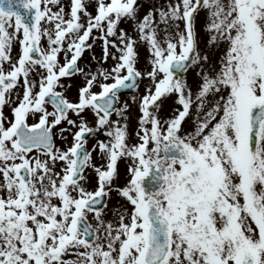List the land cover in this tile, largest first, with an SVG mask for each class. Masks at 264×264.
I'll return each instance as SVG.
<instances>
[{
    "label": "snow or ice",
    "instance_id": "1",
    "mask_svg": "<svg viewBox=\"0 0 264 264\" xmlns=\"http://www.w3.org/2000/svg\"><path fill=\"white\" fill-rule=\"evenodd\" d=\"M0 264H264V0H0Z\"/></svg>",
    "mask_w": 264,
    "mask_h": 264
},
{
    "label": "flooded vegetation",
    "instance_id": "2",
    "mask_svg": "<svg viewBox=\"0 0 264 264\" xmlns=\"http://www.w3.org/2000/svg\"><path fill=\"white\" fill-rule=\"evenodd\" d=\"M124 99H130V94H129V95H125V96H124ZM134 117H135V113H134V115H133V119H134ZM112 203L115 204L116 201L114 200Z\"/></svg>",
    "mask_w": 264,
    "mask_h": 264
},
{
    "label": "rangeland",
    "instance_id": "3",
    "mask_svg": "<svg viewBox=\"0 0 264 264\" xmlns=\"http://www.w3.org/2000/svg\"><path fill=\"white\" fill-rule=\"evenodd\" d=\"M142 2H145V3H146V2H147V0H142ZM141 54L143 55L144 53L142 52Z\"/></svg>",
    "mask_w": 264,
    "mask_h": 264
}]
</instances>
